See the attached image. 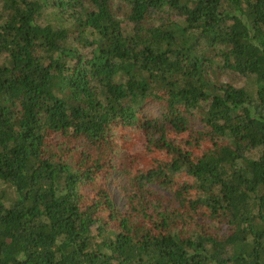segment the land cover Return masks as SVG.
I'll return each instance as SVG.
<instances>
[{"label": "trees", "instance_id": "obj_1", "mask_svg": "<svg viewBox=\"0 0 264 264\" xmlns=\"http://www.w3.org/2000/svg\"><path fill=\"white\" fill-rule=\"evenodd\" d=\"M0 264H264V0H0Z\"/></svg>", "mask_w": 264, "mask_h": 264}, {"label": "rangeland", "instance_id": "obj_2", "mask_svg": "<svg viewBox=\"0 0 264 264\" xmlns=\"http://www.w3.org/2000/svg\"><path fill=\"white\" fill-rule=\"evenodd\" d=\"M111 184H110V186H109V189L111 190V193H110V195H111V197H112V201L115 203V206L116 207H118L119 209H122L123 208V203H124V201H123V199L119 196V192H118V190L116 189V188H114L113 186H112V188H111Z\"/></svg>", "mask_w": 264, "mask_h": 264}]
</instances>
